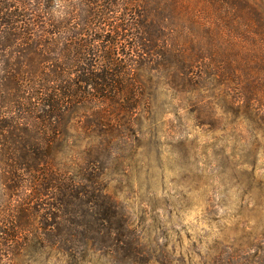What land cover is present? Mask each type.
Returning a JSON list of instances; mask_svg holds the SVG:
<instances>
[{"label": "trees", "instance_id": "obj_1", "mask_svg": "<svg viewBox=\"0 0 264 264\" xmlns=\"http://www.w3.org/2000/svg\"><path fill=\"white\" fill-rule=\"evenodd\" d=\"M160 81L211 117L216 100L262 129L264 11L253 0H0V187L16 203L0 216L11 228L0 252L38 239L136 260L103 177L143 132L137 112Z\"/></svg>", "mask_w": 264, "mask_h": 264}, {"label": "rangeland", "instance_id": "obj_2", "mask_svg": "<svg viewBox=\"0 0 264 264\" xmlns=\"http://www.w3.org/2000/svg\"><path fill=\"white\" fill-rule=\"evenodd\" d=\"M253 1L264 11V0ZM151 89L136 117L143 132L115 151L103 177L139 245L136 260L102 251L73 257L21 239L14 252L1 245V261L264 264V127L253 128L235 110L222 113L216 100L211 117L163 81ZM15 206L0 187V216Z\"/></svg>", "mask_w": 264, "mask_h": 264}]
</instances>
